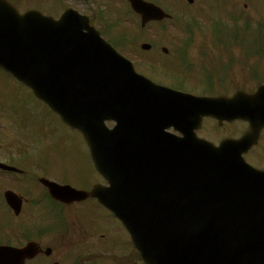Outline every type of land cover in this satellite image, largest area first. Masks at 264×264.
<instances>
[{
  "label": "water",
  "instance_id": "95a60500",
  "mask_svg": "<svg viewBox=\"0 0 264 264\" xmlns=\"http://www.w3.org/2000/svg\"><path fill=\"white\" fill-rule=\"evenodd\" d=\"M0 68L83 135L110 185L91 195L121 220L146 264H264V172L241 157L264 127V87L231 98L195 97L152 83L149 91L84 17L70 10L57 21L37 11L19 15L4 0ZM151 96L162 99L170 122L162 120ZM176 110L185 128L174 125ZM209 115L219 122L246 120L250 130L215 147L193 132ZM106 120L117 125L108 130ZM170 125L183 138L161 130ZM48 185L64 202L87 197ZM25 253L0 247V259H23Z\"/></svg>",
  "mask_w": 264,
  "mask_h": 264
},
{
  "label": "rangeland",
  "instance_id": "374dc122",
  "mask_svg": "<svg viewBox=\"0 0 264 264\" xmlns=\"http://www.w3.org/2000/svg\"><path fill=\"white\" fill-rule=\"evenodd\" d=\"M20 1L18 5L19 10L23 11L27 8H37L46 14H50V9H55V6L59 8L60 1L64 5H67V3H71L73 6L79 5L74 0H55V2L51 0L50 6L47 4L49 2L46 3L45 0ZM158 1L164 9L171 11L173 17L175 16L173 19L174 23H171V21L165 22L166 32H159L157 26L149 25L142 30L143 32L140 35L136 29V27L140 29L138 20L129 14L126 6H122V0H88L85 6L80 5L77 8L88 16L93 13V16L95 14L96 18H99L100 23L97 24L102 30L101 34L103 38L118 44V40L126 37L128 40L125 43L135 42L133 46L136 50L144 42L148 44L152 42L170 44L173 41L175 31H180V25L184 26L186 32L190 31L194 35L187 36L180 31L183 34L178 37V40L214 41L220 43L222 48H230L231 43L237 44L236 40H241L243 53H248L253 50L257 42V37L258 41H264V0H197L196 5L193 4L194 6L192 7H187L183 3H177L179 0ZM167 3H171V5L168 6ZM244 5L246 6L244 7ZM196 7L202 10L198 13V16L197 14L195 15L196 11L199 10ZM89 9L92 11H89ZM60 13V8L58 10L55 9L54 13L51 12L54 16ZM175 14L179 16L177 17ZM93 16L92 21L97 22L93 19ZM170 25H174V27ZM197 26L200 28H197ZM242 27L251 28V30H247L244 33ZM239 29L240 32H238ZM234 31H237L235 36L232 34ZM170 46L172 45L170 44ZM120 50L123 52L118 50L120 53L132 59L138 72H141L148 78H150V74H154L158 79H163L166 83L170 82L171 84H175H172L171 87L186 86L185 90L187 91L193 90L197 93H208L212 85L214 87L213 90L215 88L218 89L220 87V80L223 78L224 72L221 68L216 73L210 75L212 78L204 74V72H207L208 62L201 60L198 56L196 57V66H193L192 63L191 70L182 61H174L173 58L167 59L168 62H172L174 65L168 64L172 76L164 78V75L162 73L160 74L156 69L152 73L145 63V60L135 56L134 52L128 55L131 48L127 44ZM238 53L239 56H245L240 51ZM229 57L230 59L234 58L231 51ZM154 59L156 61L158 60L157 58ZM149 60L152 61L153 57H150ZM189 61L192 62L190 59ZM211 63L216 65L214 60ZM205 65L206 70H204ZM209 66L211 68V64ZM226 67L225 75H227L228 79H234L239 82L242 80L244 71L242 70L241 64L232 63L226 65ZM155 81L160 82L156 79ZM182 89L184 88L182 87ZM187 94L193 95L188 92ZM29 101L30 99L19 90L17 83L0 71V110L5 109L11 115H14V111H20L22 113L21 123L23 125L25 123L28 127H31L34 134L38 130L42 131L43 129L44 134L47 136L43 139L44 145L36 150L37 155L33 156L35 158L33 164L42 171L50 173L49 175L55 177L54 181L57 183H67L76 189H85L92 185L100 184L102 180L100 181V178L93 173L88 150L81 136L65 128L59 119L46 108H43L40 103H36L35 108H28ZM10 124L7 120H4L0 124V140L12 132L10 130ZM215 132L219 133L220 131L216 130V127L209 121L205 120L203 121L201 129L197 132V136L212 141ZM34 134H31L32 138ZM209 135L210 137H208ZM0 143L2 142L0 141ZM27 149H30L29 145L26 146ZM48 206L55 208V212H57V209H64L52 202H48ZM27 210L30 212L34 211L29 207L25 209V211ZM66 211L67 213L63 219L75 228V232L83 233L86 236L102 234L104 236L98 237V239H105L111 243L115 241L123 242L125 239V233L119 221L113 219V215L96 203V201L87 199L86 202L79 206L65 208L64 212ZM1 212L2 210H0V227L6 225L8 222L7 219L2 221L4 215H1ZM36 212L46 214V210L41 207ZM60 216L61 212L58 217ZM22 217L28 218V213L23 214ZM48 219L55 225L52 232L60 234L64 241V248H67V239L65 237L67 226L61 225V222L55 224L57 221L55 215L50 214ZM61 238H59L58 242L54 241L55 244L58 243L57 251L59 254L63 249V241ZM91 239L87 238L85 242ZM80 242L82 241L79 235L72 236L69 239L71 247H75L76 243Z\"/></svg>",
  "mask_w": 264,
  "mask_h": 264
},
{
  "label": "flooded vegetation",
  "instance_id": "af4514ba",
  "mask_svg": "<svg viewBox=\"0 0 264 264\" xmlns=\"http://www.w3.org/2000/svg\"><path fill=\"white\" fill-rule=\"evenodd\" d=\"M77 1L81 2L80 0ZM89 11L92 10L89 9ZM162 23L163 22L159 23V26L164 29V25ZM170 44L172 46H170ZM170 44H166L170 47V51L166 50L164 52L162 50L165 48L164 42H152L151 44H148L147 49L137 48L136 52H132L136 55L139 54L147 57L144 58L141 56L140 58L144 59L145 63H147L149 67L150 63H153V60H149L150 57H170L173 55L177 61L189 64V59L191 61L194 60L197 54V56L201 59H210V63L214 60L216 66L211 69L213 73H216L218 69L221 68L218 65L221 64L224 59L220 55V47L215 45L207 46V42L190 40L181 41L178 39L173 40ZM161 63L162 62L159 60L158 65ZM159 67L160 69L164 68L161 65ZM152 69L155 70L156 68ZM225 77L226 75L224 74L223 78L220 80V87L218 89H214V93H212V95L230 96L238 90H243L246 93H252L256 89H254L255 80L243 79L241 80L243 83L242 85L239 81H230ZM5 112V110L0 111V116H3L5 119L12 122L13 129L17 133V139L15 140L17 141L16 150L18 151L12 152V145H9L8 147L2 149V157H0V159H5V165L17 168L20 173L0 170V184L2 185V187H0V210H3L2 215H4L2 217V221H5L6 219L8 220L6 225L0 227V245L18 249H22L29 244L34 245V248H31L33 254H35L34 257L31 259H25L23 264H142L141 260L132 249L116 250L111 248H100L96 247L97 245L95 243L90 244L87 248H72L69 243V239H71L72 236L74 237L78 235V233L74 232L68 233L66 238V244L68 247L64 248L63 241V249L59 254L57 251L58 243H54V241L58 242V240L54 237V233L51 230L53 224L49 221L47 216H44L43 212L29 211L28 218L5 215L7 213L11 214L10 206L6 204L4 198L2 200L4 193L8 190L22 196L23 206H30L29 208H37L41 206L46 207V201H49L46 188L42 186L36 178L38 170L36 168L28 167L29 165L31 166V162L34 160L31 157L32 154L21 153V147L18 149L20 140L33 142L36 140V136L32 138L31 127H27L25 123L24 125L21 123L22 113L20 111H14L13 116L9 112ZM235 123L236 122L228 123L227 125H224V128L228 130V127ZM239 125L240 126L237 131L226 130L224 134L219 135L217 140L213 141L217 143L224 138L240 137L244 133L247 126L242 122H239ZM22 126L25 130L28 129V131L22 132ZM244 158L250 165L264 170V130L261 131L256 145L248 150V152L244 155ZM29 160L30 163L27 165L26 163L29 162ZM39 176H43L42 173ZM20 187L23 188L20 189ZM12 233L14 234L11 235Z\"/></svg>",
  "mask_w": 264,
  "mask_h": 264
},
{
  "label": "bare ground",
  "instance_id": "6f19581e",
  "mask_svg": "<svg viewBox=\"0 0 264 264\" xmlns=\"http://www.w3.org/2000/svg\"><path fill=\"white\" fill-rule=\"evenodd\" d=\"M145 93H146L147 96L150 95L148 92H145ZM151 99H152L153 104L158 107L159 111L161 112V114L165 118L167 116V113H166V110H165V106L162 104V99L158 98V97H154V96H151ZM176 113L180 114V111L176 110L175 114Z\"/></svg>",
  "mask_w": 264,
  "mask_h": 264
}]
</instances>
